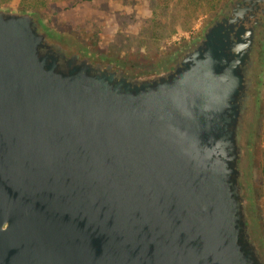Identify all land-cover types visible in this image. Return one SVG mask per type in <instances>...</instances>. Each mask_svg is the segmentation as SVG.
<instances>
[{"label": "water", "instance_id": "1", "mask_svg": "<svg viewBox=\"0 0 264 264\" xmlns=\"http://www.w3.org/2000/svg\"><path fill=\"white\" fill-rule=\"evenodd\" d=\"M37 17L0 7V264H264L238 15L135 75L67 57Z\"/></svg>", "mask_w": 264, "mask_h": 264}, {"label": "rangeland", "instance_id": "2", "mask_svg": "<svg viewBox=\"0 0 264 264\" xmlns=\"http://www.w3.org/2000/svg\"><path fill=\"white\" fill-rule=\"evenodd\" d=\"M226 1L212 6L205 0H47L45 7L31 10L45 20L52 35L79 46L81 52L114 58L135 75L163 68L158 62L198 39ZM20 2L0 7L22 11ZM247 123L244 186L257 244L264 253V86Z\"/></svg>", "mask_w": 264, "mask_h": 264}, {"label": "flooded vegetation", "instance_id": "3", "mask_svg": "<svg viewBox=\"0 0 264 264\" xmlns=\"http://www.w3.org/2000/svg\"><path fill=\"white\" fill-rule=\"evenodd\" d=\"M235 15H238L239 18L238 25H243L252 31V46L245 76L247 91L244 100L250 102L255 99L257 101L264 86V0H227L210 21L212 22L214 19L222 21L235 17ZM51 37L53 38L51 39L52 43L57 46H63L61 50L67 57H71L74 54H76V58L78 57L79 52H81L79 46L71 45L68 40L62 37L57 38L55 35H51ZM190 42L181 46L180 49L175 48L168 52L166 57L159 61L158 64L168 71L174 70L183 58V54L181 55L180 52L182 49L189 47ZM102 65L110 69H116L117 66H121L125 72L132 71L117 61L113 63L111 59L104 61ZM255 105L256 103L253 108ZM248 130L249 124L246 122L243 130L245 138H247ZM239 131L241 130L239 129Z\"/></svg>", "mask_w": 264, "mask_h": 264}, {"label": "trees", "instance_id": "4", "mask_svg": "<svg viewBox=\"0 0 264 264\" xmlns=\"http://www.w3.org/2000/svg\"><path fill=\"white\" fill-rule=\"evenodd\" d=\"M13 0H0V5L6 4ZM219 0H205L207 4H210L214 6L215 4H218ZM47 3V0H21L20 2V8L21 10H28V9H34V8H41L45 7Z\"/></svg>", "mask_w": 264, "mask_h": 264}]
</instances>
